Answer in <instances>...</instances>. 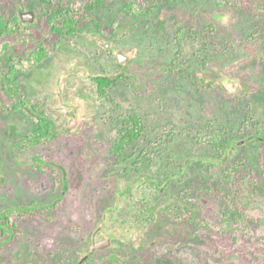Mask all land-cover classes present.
Listing matches in <instances>:
<instances>
[{
	"label": "rangeland",
	"instance_id": "rangeland-1",
	"mask_svg": "<svg viewBox=\"0 0 264 264\" xmlns=\"http://www.w3.org/2000/svg\"><path fill=\"white\" fill-rule=\"evenodd\" d=\"M87 1L51 0L49 7L80 14ZM100 1L77 32L58 36L39 0H0V17H16L20 29L0 37V76L13 57L19 93L36 107L43 99H32L28 86L51 89L58 78L65 105L78 115L71 127L60 115L63 132L48 141L59 150L50 156L60 153L64 173L76 177L66 207L80 214L66 220L75 224L64 229L65 241L76 239L81 255L99 227V238L111 243L95 264H264V216L247 213L228 231L219 193L233 165L264 203V15L244 10L241 0ZM18 8L34 10V20L22 22ZM190 31L200 34L196 52L182 53L179 38ZM38 39L46 56L35 62ZM119 51L128 55L122 64ZM99 75L116 77L108 102L97 93ZM3 92L0 86V166L8 167L27 160L17 147L36 124L12 112ZM130 114L143 119L144 135L116 161L110 138ZM216 130L228 141L221 152L204 139ZM146 207L151 223L142 215ZM91 208L106 209V216Z\"/></svg>",
	"mask_w": 264,
	"mask_h": 264
},
{
	"label": "flooded vegetation",
	"instance_id": "flooded-vegetation-1",
	"mask_svg": "<svg viewBox=\"0 0 264 264\" xmlns=\"http://www.w3.org/2000/svg\"><path fill=\"white\" fill-rule=\"evenodd\" d=\"M3 66L12 67L8 63ZM58 81L57 78L51 89L47 83L41 85V89L28 86L32 99H43L40 107L29 101L31 99L20 95L17 82L13 97H9L3 85H0L3 94L14 102L11 111L33 118L36 124L28 137L29 141L20 144L19 149L17 147V151L26 150L27 160H13L8 167L0 166V264H95L94 258L102 250L90 252L92 244L103 239L99 238V227L92 232L91 243L81 255L78 254L80 250L76 239L65 241L64 229L67 227L74 230L75 224L66 220L77 221L75 217L80 211L78 208L66 207L73 203L69 195L73 197L74 192L70 194L68 190L72 187V182L76 183V177L71 178L64 173V167L59 165V162H63L60 153L50 156V152L59 151L48 144V141L63 132L58 127L60 115L69 117L70 121L74 117L71 111L75 110L72 106L65 105ZM51 113L55 114V119L50 116ZM131 116H135L136 120H130ZM124 120L129 121V127L121 128ZM123 121L110 138L112 155L115 136L131 132L135 134L131 141L133 143L144 135V121L141 117L130 114ZM74 156L77 157V154ZM88 211L92 215L102 216V219L106 216L104 208H91Z\"/></svg>",
	"mask_w": 264,
	"mask_h": 264
},
{
	"label": "trees",
	"instance_id": "trees-1",
	"mask_svg": "<svg viewBox=\"0 0 264 264\" xmlns=\"http://www.w3.org/2000/svg\"><path fill=\"white\" fill-rule=\"evenodd\" d=\"M50 1L51 0H39L42 5H46V7H43V12L46 16L45 21L48 23L53 34H57L58 36L61 34L73 35L75 32H77V24L83 15L86 14L89 16L91 12L101 4L100 0H89L79 6L81 13L78 14V12L73 10L72 7L63 5L56 6L54 9H52L49 7ZM241 3H243L241 6L244 10L264 15V0H241ZM124 7H126L127 10H131V13H136L130 3H127ZM44 8H46V10ZM92 22L96 27L100 26V23L96 21ZM17 31L20 32L16 17H12L11 19L0 17V37L4 34H11L13 32L17 33ZM177 34H180V30H178ZM188 35L189 37H186V35L183 33L182 38H179V44L182 45V53H187L190 51L192 54H194L196 52L195 42L197 38H200V34L190 31ZM38 41L39 42L36 44V48L34 47L35 51L32 53L35 62H40L43 57L46 56V50L44 49L43 44L39 46L40 39H38ZM8 64L12 65V67L5 69L3 76H0V80L3 83L5 93L9 97H13L14 86L16 85V80L13 78V74L14 72L19 71V69L16 67V65H14L13 57H9ZM94 81L96 83L97 93L101 96L102 101L108 102L107 90L113 84V82L116 81V77L110 78L105 75H99L94 78ZM130 118V120H136L135 116H131ZM123 123L124 124L121 125V128L129 127L128 120H124ZM39 138L40 136H38V139ZM134 138L135 134L131 132H126L122 133L120 136H115L112 152L114 155H116L118 161L126 158V155L124 154V147L125 145L130 144ZM204 139L209 146L216 150V152L224 151L228 146L227 137L219 130L209 132L204 137ZM237 172L239 171L233 165L227 166L224 170V181L219 190V193L222 192L220 197L225 203V221L231 224L228 230L230 232L236 231V224H242L247 213H251L259 209L258 212L264 216L263 200L257 196L255 191L252 190L251 186L249 185V181L243 177L241 173L236 175ZM142 215L146 223H151L154 219V215L149 207H146V210ZM261 215L258 214V218H261ZM233 224H235V226H233Z\"/></svg>",
	"mask_w": 264,
	"mask_h": 264
},
{
	"label": "water",
	"instance_id": "water-1",
	"mask_svg": "<svg viewBox=\"0 0 264 264\" xmlns=\"http://www.w3.org/2000/svg\"><path fill=\"white\" fill-rule=\"evenodd\" d=\"M17 14L18 16L20 17L21 21L22 22H32L35 18V11L32 10V9H24V8H18L17 10ZM116 56H117V59H118V64H122L126 58H128V55L123 53V52H116ZM222 86L224 89H227V90H233L234 88H231L229 86H227L223 80H222ZM73 114H74V117L72 119V121L69 123V127H71L74 122H75V119L77 118V113L75 111H71ZM111 243L110 239H105V240H101L99 242H96V243H93L91 248H90V252L94 251L95 249H103L107 246H109ZM83 261V259L81 260Z\"/></svg>",
	"mask_w": 264,
	"mask_h": 264
}]
</instances>
